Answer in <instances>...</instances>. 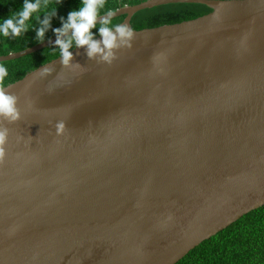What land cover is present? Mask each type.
<instances>
[{
    "label": "water",
    "instance_id": "water-1",
    "mask_svg": "<svg viewBox=\"0 0 264 264\" xmlns=\"http://www.w3.org/2000/svg\"><path fill=\"white\" fill-rule=\"evenodd\" d=\"M170 4L211 12L132 29L136 13ZM115 12L134 38L111 65L74 48L69 65L58 57L4 87L21 119L0 120V264H176L264 205V4Z\"/></svg>",
    "mask_w": 264,
    "mask_h": 264
},
{
    "label": "trees",
    "instance_id": "trees-1",
    "mask_svg": "<svg viewBox=\"0 0 264 264\" xmlns=\"http://www.w3.org/2000/svg\"><path fill=\"white\" fill-rule=\"evenodd\" d=\"M146 0H105V6L100 15L107 10H117L123 6H133ZM24 0H0V18H5L20 10ZM49 7H56L57 14L51 17V28L46 31L44 41L55 37L52 29L61 26V18L66 19L70 10L80 7L81 0H47ZM48 9L43 7L34 16L40 20ZM211 10L199 4H170L136 13L131 19L133 30L155 28L162 25L176 24L205 15ZM125 16L112 19V23H122ZM30 24L36 28L42 25L35 19ZM100 26V23L97 24ZM95 38L99 36L98 28L93 29ZM43 41V42H44ZM34 30L22 33L20 37L0 36V56L22 51L39 44ZM75 46L73 45L72 49ZM70 49V50H72ZM56 46H49L25 57L0 62L8 69L3 87L22 79L28 72L58 58ZM176 264H264V205L246 215L214 235L203 241L184 256Z\"/></svg>",
    "mask_w": 264,
    "mask_h": 264
},
{
    "label": "clouds",
    "instance_id": "clouds-1",
    "mask_svg": "<svg viewBox=\"0 0 264 264\" xmlns=\"http://www.w3.org/2000/svg\"><path fill=\"white\" fill-rule=\"evenodd\" d=\"M43 7L48 9L44 19L34 16ZM58 2V0H57ZM264 4V0H260ZM105 0H81L80 7L70 10L66 19L61 18V26L52 29L56 36L54 41L61 63L65 66L73 62V45L77 49H85L89 59L99 57V60L111 65L116 59L115 51L120 48L131 50L134 38L133 30L127 24H113L112 17L115 16V10L109 9L105 16H100V10L104 8ZM57 14L56 7H49L47 0H24L19 11L11 15L0 18V36L7 38L10 35L20 37L22 33L34 30L36 39L43 43L46 31L51 28V17ZM100 19V26H97V20ZM35 19L42 26L36 28L30 24ZM98 28L100 39L94 36L93 29ZM70 33V34H69ZM51 69L44 67L40 70V76L46 77ZM8 76V69L0 63V120L7 121L9 125L21 119V112L17 107L18 99L16 96L9 94L2 86L5 78ZM66 132V124L63 120L55 125L57 136H63ZM9 132L5 127H0V164L6 157L5 146L8 142ZM168 221L172 220L171 216L167 217ZM86 255H92V248H89ZM35 258V257H34ZM72 264V261L69 262ZM82 264V259L78 262Z\"/></svg>",
    "mask_w": 264,
    "mask_h": 264
}]
</instances>
